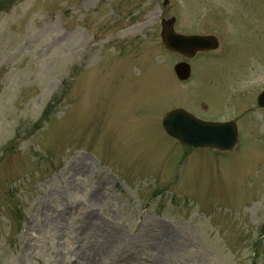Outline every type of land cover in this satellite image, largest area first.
Masks as SVG:
<instances>
[{"label":"rangeland","instance_id":"1","mask_svg":"<svg viewBox=\"0 0 264 264\" xmlns=\"http://www.w3.org/2000/svg\"><path fill=\"white\" fill-rule=\"evenodd\" d=\"M172 16L215 47L170 51ZM263 89L264 0H0V264H84L107 223L105 264H264ZM176 107L240 141L184 145ZM164 229L182 245L161 262Z\"/></svg>","mask_w":264,"mask_h":264},{"label":"water","instance_id":"2","mask_svg":"<svg viewBox=\"0 0 264 264\" xmlns=\"http://www.w3.org/2000/svg\"><path fill=\"white\" fill-rule=\"evenodd\" d=\"M162 21L161 37L164 45L171 50L193 55L198 49L213 48L216 45V40L212 36L186 35L175 32L173 30L174 17ZM175 69L177 75L183 78L188 74L189 64L179 62ZM258 104L264 106V90L258 96ZM163 125L169 134L182 143L194 147L209 146L231 149L238 138L237 126L234 121H203L183 108L167 112L163 118Z\"/></svg>","mask_w":264,"mask_h":264},{"label":"bare ground","instance_id":"3","mask_svg":"<svg viewBox=\"0 0 264 264\" xmlns=\"http://www.w3.org/2000/svg\"><path fill=\"white\" fill-rule=\"evenodd\" d=\"M75 187L71 188L70 193L75 194ZM69 211V210H68ZM66 211H62L58 216L60 219L66 220L67 217L65 216ZM56 223L57 221L51 219L50 224ZM91 222V221H90ZM89 222V223H90ZM103 226V225H102ZM104 226H108L107 228H103L104 234L106 239L104 240V243L100 244L98 251L94 256H92V259H89L85 261L84 264H105V260L109 255H112V252L115 251V249L118 247V245L121 243V240L123 238V232L115 227L114 225L107 223ZM159 248H160V255H159V260L161 262H164L165 260V255L168 253V251L176 250L182 245V237L178 232L164 229L161 232V235L159 237ZM90 240H84L83 242V247L82 250H77L79 253H84L87 254V250H96L95 245L89 242ZM88 245V246H87ZM87 247V249H83ZM155 247L158 249V239L155 242ZM89 255V254H87ZM78 264V263H77Z\"/></svg>","mask_w":264,"mask_h":264}]
</instances>
